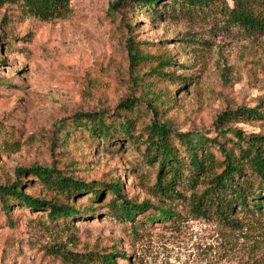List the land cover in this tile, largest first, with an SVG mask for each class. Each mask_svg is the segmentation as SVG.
Wrapping results in <instances>:
<instances>
[{
  "label": "rangeland",
  "instance_id": "rangeland-1",
  "mask_svg": "<svg viewBox=\"0 0 264 264\" xmlns=\"http://www.w3.org/2000/svg\"><path fill=\"white\" fill-rule=\"evenodd\" d=\"M112 1L69 0L65 15L45 21L26 14L20 0H0V184L14 180L17 167L54 164L83 181L116 178L125 199L147 200L170 208L171 214L147 221L145 216L155 212L147 209L122 220L98 199L93 209L63 223L48 222L41 209L14 202L4 212L0 206V264H97L106 253L112 254L110 264H264L263 208L235 205L228 215L233 223L210 212L195 213L188 201L203 185L198 180L192 186L183 175L173 190L184 199H167L154 192L156 165L145 160L140 143L145 138L140 127L151 119L145 107L149 87L159 120L228 147L234 139L217 132L214 118L225 108L264 99V26L253 30L232 21L226 12L236 6L234 0H213L202 11L188 13L173 0L158 1L154 11L132 1L110 10ZM242 3L264 20V6ZM130 40L150 55L132 71ZM162 58L170 61L160 66ZM146 62L170 72L168 79L142 74L149 68ZM125 97L136 99L138 110L131 116L140 139L118 137L101 144L77 130L67 141L57 139L59 119L68 121L79 112L111 113ZM225 125L244 135L264 133V120L236 118ZM210 148L220 159L219 151ZM248 178L257 193L256 179ZM21 180L24 193L51 198L32 176ZM109 198L102 193L103 203ZM87 199L79 193L74 200L83 204Z\"/></svg>",
  "mask_w": 264,
  "mask_h": 264
},
{
  "label": "trees",
  "instance_id": "trees-1",
  "mask_svg": "<svg viewBox=\"0 0 264 264\" xmlns=\"http://www.w3.org/2000/svg\"><path fill=\"white\" fill-rule=\"evenodd\" d=\"M69 0H20L24 12L39 20H49L60 17L68 12ZM132 1L135 5H142L144 9L154 11V5L160 0H113L109 3L108 9L116 10L122 5ZM177 3L180 11L194 12L207 8L208 3L213 0H173ZM177 1V2H176ZM223 1V0H220ZM251 5L264 6V0H248ZM235 7L227 9V15L237 24L250 26L253 30L264 26V20L255 16L249 6L242 3V0H234ZM249 5V4H247ZM239 6V7H238ZM169 8H174L173 5ZM174 11V9H171ZM221 11V8H219ZM131 25L127 26L131 30ZM129 68L132 71L140 61L148 60L150 55L143 52L141 48L130 40L126 45ZM170 59V58H169ZM168 58L159 60V65L168 63ZM145 73L152 72L157 81L164 82L165 73L170 72L159 69L156 65L150 66L147 62ZM141 74V75H142ZM138 80L142 76L134 74ZM147 94L151 95L146 103V108L151 113V119L144 123L140 129L144 130L145 138L140 139V131L135 134L136 124L131 116L132 111L137 107L135 98L125 97L113 108L111 113L103 111L79 112L55 123L57 139L61 142L67 141L74 131H84L92 142L108 144L121 137L123 140L140 139L144 145L143 155L147 162L155 163L154 192L164 195L167 199L171 196L184 199L178 191H174V185L182 175L187 176V181L192 186L201 180L198 192L191 193L188 204L192 211L203 215L206 212L215 214L225 223H233L228 218L233 207L239 205L244 209L249 207L260 211L264 209V133L242 134L238 129L226 126L225 124L236 118L264 120V99L252 106H237L225 108L214 118V125H217L219 134L229 133L234 141L230 140L228 147L215 138H206L201 135L193 136L190 132H179L171 129L167 119H158L159 111L152 102V89L147 88ZM166 95L172 97L166 90ZM161 91V92H162ZM138 110V107H137ZM225 125V126H224ZM214 146L220 153L221 158L217 159L211 146ZM27 174L32 176L41 187L50 193L51 198L32 197L20 190L23 183L21 177ZM248 176L257 181L258 192L254 194L252 184ZM121 182L116 178L108 183L83 181L65 174L54 164L48 166L31 164L26 167H17L14 170V180L7 184H0V206L6 212L15 202L28 208L41 209L48 222L60 220L73 214L93 209L92 202L99 199V206H105L106 211L122 220H132L138 212L152 209L154 213H148L145 220L166 218L171 214L168 207H161L150 204L147 200L135 203L125 199L121 193ZM110 195L107 202L103 203L102 193ZM79 193H85L88 199L85 203H77L74 199ZM59 198H61L59 201ZM70 199V203L67 200ZM64 223V222H63ZM112 254L106 253L99 258L97 264H110Z\"/></svg>",
  "mask_w": 264,
  "mask_h": 264
}]
</instances>
